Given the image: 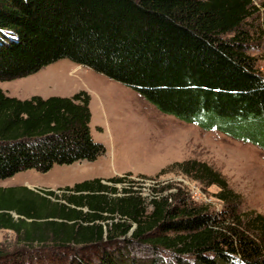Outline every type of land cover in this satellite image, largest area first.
<instances>
[{"label":"trees","instance_id":"obj_1","mask_svg":"<svg viewBox=\"0 0 264 264\" xmlns=\"http://www.w3.org/2000/svg\"><path fill=\"white\" fill-rule=\"evenodd\" d=\"M257 12L253 0H0V81L66 59L135 90L161 114L264 150V77L241 30ZM89 102L85 92L19 100L0 88V180L104 154L91 137ZM173 169L216 186L224 209L210 213L173 186L149 199L107 185L126 176L95 178L60 195L0 188V229L29 247L96 251L76 264H169L159 251L170 264H264V217L241 211L240 196L205 163L159 175ZM15 257L0 251V264H20Z\"/></svg>","mask_w":264,"mask_h":264},{"label":"rangeland","instance_id":"obj_2","mask_svg":"<svg viewBox=\"0 0 264 264\" xmlns=\"http://www.w3.org/2000/svg\"><path fill=\"white\" fill-rule=\"evenodd\" d=\"M253 4L258 12L243 23L241 30L249 35L248 54L264 77V0H253ZM0 88L9 97L19 100L33 96L71 97L85 92L90 98L92 140L105 148V153L92 162L55 165L45 173L19 172L0 180L1 189L27 188L60 195L62 192L57 190L95 177H104L98 179L105 183L110 177L126 176L121 184H106L117 188L118 194L122 189H131L144 198H151L154 188L173 186L192 202L190 195L180 187L178 177L182 175L199 185L206 198V202L193 203L207 205L210 213L220 212L224 205L215 198L219 191L216 186L206 187L178 169L159 175L161 170L175 163L197 161L219 173L228 187L240 196L241 211H255L264 217V150L252 143L234 140L216 130H202L161 114L135 90L66 59L26 78L0 81ZM118 173L121 175L117 176ZM144 249L139 247L140 251ZM0 251L16 255L20 264H76V257L96 253L94 249H59L52 243L29 247L13 232L2 229ZM159 255L166 263H171L170 253L159 251ZM30 256L38 257L32 261Z\"/></svg>","mask_w":264,"mask_h":264},{"label":"built area","instance_id":"obj_3","mask_svg":"<svg viewBox=\"0 0 264 264\" xmlns=\"http://www.w3.org/2000/svg\"><path fill=\"white\" fill-rule=\"evenodd\" d=\"M178 181L180 183V187H182V189H184L188 193V196L190 195L193 201L197 203L203 202V201L206 202V198L201 193L199 185H197L194 182L189 181L187 178L183 177L182 175L178 177ZM146 198H149V197H146Z\"/></svg>","mask_w":264,"mask_h":264},{"label":"crops","instance_id":"obj_4","mask_svg":"<svg viewBox=\"0 0 264 264\" xmlns=\"http://www.w3.org/2000/svg\"><path fill=\"white\" fill-rule=\"evenodd\" d=\"M83 162H87V161H81V163H83ZM120 175H121L120 173L117 174V176H120ZM95 178H102V179H104V177H95ZM110 178H112V177H110ZM92 179H94V178H92Z\"/></svg>","mask_w":264,"mask_h":264},{"label":"water","instance_id":"obj_5","mask_svg":"<svg viewBox=\"0 0 264 264\" xmlns=\"http://www.w3.org/2000/svg\"><path fill=\"white\" fill-rule=\"evenodd\" d=\"M13 216H15V214H13Z\"/></svg>","mask_w":264,"mask_h":264}]
</instances>
